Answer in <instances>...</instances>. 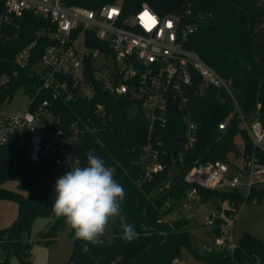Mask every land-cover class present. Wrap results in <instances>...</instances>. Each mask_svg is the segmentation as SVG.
<instances>
[{
    "label": "built area",
    "instance_id": "built-area-1",
    "mask_svg": "<svg viewBox=\"0 0 264 264\" xmlns=\"http://www.w3.org/2000/svg\"><path fill=\"white\" fill-rule=\"evenodd\" d=\"M3 1L7 12L0 14V37H6L4 27L12 25V15L30 12L46 17L49 24L41 26L36 38L15 54L19 67L28 69L27 82L20 83L12 93L11 86L22 80L21 73L0 70V149L14 144L36 163L44 155H52L55 166L68 165L69 170L84 167L75 147L88 133L113 127L118 109L110 99L114 96L131 117L140 116L149 124L139 163L142 181L152 180L167 164L163 160L167 150L157 138V128L167 124L174 110L182 113L185 131L179 147L171 153V164H185L186 153L198 142L197 125L189 110L190 97L215 87L221 90V101L230 99L235 108L219 122V129L225 130L237 111L238 127L249 133L255 149L264 152V123L249 122L230 82L187 46L189 35L198 26L185 22L184 15L159 14L146 2L126 14L121 1L106 2L97 8L74 4L72 0ZM145 12L152 20L142 19ZM40 38L49 39V43L34 61ZM94 41L98 44L92 45ZM20 89L28 98L26 107L17 112L3 109L2 105ZM99 94L102 100L96 101L92 116L74 111L73 117L63 119L59 102L92 100ZM241 144L243 165L197 160L188 168L181 200L205 209L207 239L197 248L199 253L229 254L228 264H263L258 255H237L240 240L235 237L236 201L221 196L205 198L200 192H236L245 188L247 197L264 181V162L255 152L245 153L243 141ZM215 197L218 201H211Z\"/></svg>",
    "mask_w": 264,
    "mask_h": 264
},
{
    "label": "trees",
    "instance_id": "trees-1",
    "mask_svg": "<svg viewBox=\"0 0 264 264\" xmlns=\"http://www.w3.org/2000/svg\"><path fill=\"white\" fill-rule=\"evenodd\" d=\"M121 1L124 12L138 10L143 2L148 3L159 14L174 13L184 15L185 22L197 24L190 34L187 46L195 50L220 75L226 78L238 99L241 112L249 122L259 120L264 123V0H72L71 3L97 8L106 2ZM190 12L187 14V12ZM7 12L4 1L0 0V14ZM209 18V19H208ZM12 25L5 26L6 37H0V70H19L22 80L11 86L13 93L20 83L27 82L28 69H23L14 61L15 54L23 46L36 38L37 30L49 24L44 16L24 12L12 15ZM8 37V38H7ZM49 39L40 38L33 54L35 61L43 52ZM92 45L98 43L91 42ZM221 90L209 87L203 93L191 95L189 110L197 125L198 142L186 153L185 164H178L180 172L162 188L172 165L171 153L182 141L185 125L182 113L174 110L163 127L157 128V138L164 142L167 163L163 171L152 180L142 181V165L139 163L141 147L148 140L149 124L140 116L131 117L119 100L110 96L117 104L116 121L112 128L101 132L88 133L75 147L81 158L80 165L87 166V155L102 158L105 165L114 170V178L125 190L122 215L134 226L138 238L126 241L122 229L114 224V238L93 245L79 239L73 241L69 263L74 264H181L183 250L194 253L195 257L207 263L228 264L229 254L205 255L197 251L192 243L191 233L184 229L189 223L185 216L166 219L165 216L184 196L186 185L184 174L197 160H225L230 153H240L237 136L242 138L245 153L255 152L264 162V152L255 149L246 130L237 123L236 111L225 130H220L219 122L234 111L230 99L221 101ZM99 94L92 100L59 102L63 119L66 121L75 113L86 117L93 115ZM105 97L104 95H102ZM103 97V98H104ZM106 98L109 96L106 95ZM74 111H76L74 113ZM54 158L44 155L40 162H33L25 150L14 144L0 149V199L15 200L18 214L14 221L0 228V247L8 256L0 259V264H11L10 254L21 264H29L32 243L22 240L29 233L38 217H53L51 224L41 231V238L47 243L55 242L60 231L67 228L63 217H56L52 211L55 188L49 183L54 171ZM9 180L18 182V190L7 189L3 184ZM158 191H157V190ZM24 192H23V191ZM205 198L221 196L232 199L239 205L247 200L261 203L264 190L254 187L247 197L239 191L202 190ZM157 191V192H156ZM74 236V231L70 232ZM238 256L258 255L264 264V241L245 233L240 239Z\"/></svg>",
    "mask_w": 264,
    "mask_h": 264
},
{
    "label": "rangeland",
    "instance_id": "rangeland-1",
    "mask_svg": "<svg viewBox=\"0 0 264 264\" xmlns=\"http://www.w3.org/2000/svg\"><path fill=\"white\" fill-rule=\"evenodd\" d=\"M28 103V98L20 89L17 90L10 101L5 102L3 109L11 112L23 110ZM239 143L240 153H230L228 161L230 165L239 166L243 165L242 138L237 136ZM69 171L68 165H56L54 171L49 178V183L55 188V181L59 176L66 174ZM234 168L231 169V172ZM180 172L177 162L173 161L169 168V172L163 185L158 188L166 187L170 181ZM4 188L18 190V182L9 180L3 184ZM260 190H264V181L256 186ZM157 190V189H156ZM23 191V190H22ZM158 191V190H157ZM156 191V192H157ZM24 192V191H23ZM239 192L244 196L247 190L240 188ZM211 201H218V198H211ZM205 209L194 203L184 202L180 200L172 207V210L165 216L166 219H175L179 216H185L189 219V223L184 226V229L189 230L191 239L196 249L202 244V240L207 239L206 227L203 224V214ZM18 214V205L15 200L0 199V228L10 225ZM236 221H235V237L240 240L245 234H251L262 241H264V197L261 203H257L255 199L251 201H243L236 208ZM53 217H38L29 233H24L22 240L32 243V249L27 257L29 264H74L69 263V258L73 249L74 236L70 233L71 230L66 229L59 232L55 242L47 243L46 240L41 238V231L53 222ZM106 241H111L114 238V224H110L105 235L103 236ZM8 253L0 247V259H5ZM11 264H21V261L13 254L9 256ZM181 264H207V262L195 257L194 253L184 249Z\"/></svg>",
    "mask_w": 264,
    "mask_h": 264
},
{
    "label": "clouds",
    "instance_id": "clouds-1",
    "mask_svg": "<svg viewBox=\"0 0 264 264\" xmlns=\"http://www.w3.org/2000/svg\"><path fill=\"white\" fill-rule=\"evenodd\" d=\"M124 199V187L114 178V170L90 151L87 166L73 167L56 179L52 211L65 219L75 239L102 244L109 225L118 222L122 238L131 241L139 234L121 214Z\"/></svg>",
    "mask_w": 264,
    "mask_h": 264
},
{
    "label": "snow or ice",
    "instance_id": "snow-or-ice-1",
    "mask_svg": "<svg viewBox=\"0 0 264 264\" xmlns=\"http://www.w3.org/2000/svg\"><path fill=\"white\" fill-rule=\"evenodd\" d=\"M143 18H147L148 20H152V18L149 16V13L148 12H145L144 14H143V17H142V19ZM154 22V21H153Z\"/></svg>",
    "mask_w": 264,
    "mask_h": 264
},
{
    "label": "water",
    "instance_id": "water-1",
    "mask_svg": "<svg viewBox=\"0 0 264 264\" xmlns=\"http://www.w3.org/2000/svg\"><path fill=\"white\" fill-rule=\"evenodd\" d=\"M209 19V18H208Z\"/></svg>",
    "mask_w": 264,
    "mask_h": 264
}]
</instances>
